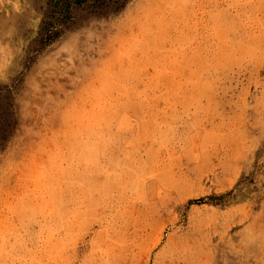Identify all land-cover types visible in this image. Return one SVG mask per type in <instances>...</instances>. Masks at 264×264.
Masks as SVG:
<instances>
[{"label":"rangeland","instance_id":"obj_1","mask_svg":"<svg viewBox=\"0 0 264 264\" xmlns=\"http://www.w3.org/2000/svg\"><path fill=\"white\" fill-rule=\"evenodd\" d=\"M47 1L0 0V264H264V0H128L37 53Z\"/></svg>","mask_w":264,"mask_h":264},{"label":"trees","instance_id":"obj_2","mask_svg":"<svg viewBox=\"0 0 264 264\" xmlns=\"http://www.w3.org/2000/svg\"><path fill=\"white\" fill-rule=\"evenodd\" d=\"M128 0H48L40 26L37 53L59 41L81 20L108 18L120 13ZM83 14V15H81ZM13 88L0 84V150L8 141L15 109Z\"/></svg>","mask_w":264,"mask_h":264}]
</instances>
